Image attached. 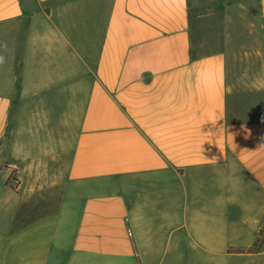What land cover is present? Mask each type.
Returning a JSON list of instances; mask_svg holds the SVG:
<instances>
[{
	"label": "crops",
	"instance_id": "1",
	"mask_svg": "<svg viewBox=\"0 0 264 264\" xmlns=\"http://www.w3.org/2000/svg\"><path fill=\"white\" fill-rule=\"evenodd\" d=\"M261 95L264 0H0V264L258 263Z\"/></svg>",
	"mask_w": 264,
	"mask_h": 264
},
{
	"label": "rangeland",
	"instance_id": "2",
	"mask_svg": "<svg viewBox=\"0 0 264 264\" xmlns=\"http://www.w3.org/2000/svg\"><path fill=\"white\" fill-rule=\"evenodd\" d=\"M246 67L247 69H252L253 64H246ZM260 97H261V110L264 111V95H261ZM261 257H262L261 260L256 264H264V254ZM198 264H202V263L199 262Z\"/></svg>",
	"mask_w": 264,
	"mask_h": 264
},
{
	"label": "built area",
	"instance_id": "3",
	"mask_svg": "<svg viewBox=\"0 0 264 264\" xmlns=\"http://www.w3.org/2000/svg\"><path fill=\"white\" fill-rule=\"evenodd\" d=\"M128 233L130 234V230H128Z\"/></svg>",
	"mask_w": 264,
	"mask_h": 264
},
{
	"label": "trees",
	"instance_id": "4",
	"mask_svg": "<svg viewBox=\"0 0 264 264\" xmlns=\"http://www.w3.org/2000/svg\"><path fill=\"white\" fill-rule=\"evenodd\" d=\"M255 245H256V244H255ZM251 251H253V249H252Z\"/></svg>",
	"mask_w": 264,
	"mask_h": 264
}]
</instances>
